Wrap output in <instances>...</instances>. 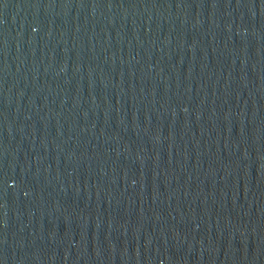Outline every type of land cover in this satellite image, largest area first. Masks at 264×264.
I'll use <instances>...</instances> for the list:
<instances>
[{"label": "water", "instance_id": "95a60500", "mask_svg": "<svg viewBox=\"0 0 264 264\" xmlns=\"http://www.w3.org/2000/svg\"><path fill=\"white\" fill-rule=\"evenodd\" d=\"M0 264H264V0H0Z\"/></svg>", "mask_w": 264, "mask_h": 264}]
</instances>
